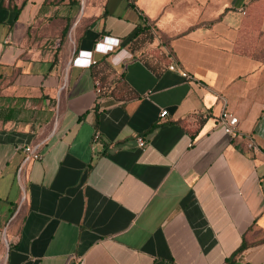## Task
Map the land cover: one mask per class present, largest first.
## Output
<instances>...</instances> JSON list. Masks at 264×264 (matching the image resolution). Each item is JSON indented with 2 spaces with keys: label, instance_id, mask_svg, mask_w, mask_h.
I'll use <instances>...</instances> for the list:
<instances>
[{
  "label": "crops",
  "instance_id": "0c3cea01",
  "mask_svg": "<svg viewBox=\"0 0 264 264\" xmlns=\"http://www.w3.org/2000/svg\"><path fill=\"white\" fill-rule=\"evenodd\" d=\"M78 258L264 264V0H0V264Z\"/></svg>",
  "mask_w": 264,
  "mask_h": 264
},
{
  "label": "built area",
  "instance_id": "2783aa9c",
  "mask_svg": "<svg viewBox=\"0 0 264 264\" xmlns=\"http://www.w3.org/2000/svg\"><path fill=\"white\" fill-rule=\"evenodd\" d=\"M130 1H133V0H130ZM243 13H245V12H243ZM104 37H108V36H104ZM104 37L100 38L98 41H101L102 42ZM119 41H120V39H119ZM96 44H97V42H96ZM96 44H95L93 50L88 51V52H91L92 53L91 57H89L87 53H82V51H80L78 53V56L74 59V65H76L75 61H76L77 58H79L81 61H88L89 59H91V61H92L91 62V66L92 65H95L97 63V61L94 59V54L95 53H99V52H96L95 51ZM120 44H121V41H120ZM120 44H119V46H120ZM119 46L113 47L112 50L108 51L107 53H99V54L107 55L110 52H113ZM83 68H89V67H83ZM170 70H172V71H175V70L176 71H179L185 77H189L187 75V73L182 72L174 64L170 66ZM167 115H168V111L167 110H163L161 112V114H160V117L163 119ZM218 123H219V125L222 127L223 131L227 135H229L231 137H236L239 134V132H238L239 119L235 115L231 114L230 112H227V111L222 112L221 115H220V117H219V119H218ZM99 138H100V135L97 133L96 136H95V140H98ZM138 144H139V146L141 148H145L146 141L142 137H139L138 138ZM248 146H249V148H252L254 150L257 148L253 140H251L249 142ZM24 152L26 153L25 162H29V161H32V160L33 161H36V160L41 159V155L38 153L37 149L34 148V147H26L24 149ZM76 264H85V262H84V260L82 258H78L76 260Z\"/></svg>",
  "mask_w": 264,
  "mask_h": 264
},
{
  "label": "clouds",
  "instance_id": "9594fccd",
  "mask_svg": "<svg viewBox=\"0 0 264 264\" xmlns=\"http://www.w3.org/2000/svg\"><path fill=\"white\" fill-rule=\"evenodd\" d=\"M120 41L118 38L113 36L104 37L103 41H97L95 51L99 53H107L112 50L113 47L119 46ZM82 53H87L91 57L92 53L88 50H82ZM125 59H131V53L125 48L121 49V52L112 58L113 66L118 67ZM91 59L86 62H82L79 58L76 59L75 63L77 67H90Z\"/></svg>",
  "mask_w": 264,
  "mask_h": 264
},
{
  "label": "trees",
  "instance_id": "16d2710c",
  "mask_svg": "<svg viewBox=\"0 0 264 264\" xmlns=\"http://www.w3.org/2000/svg\"><path fill=\"white\" fill-rule=\"evenodd\" d=\"M144 27V28H143ZM142 28H141V30L139 31V32H141V31H145V30H150V29H154V30H156L155 28V25L154 24H152V23H150L147 19L146 20H144V26H143ZM69 29H70V24H69V22H68V24H67V26L65 27V29H64V31H63V35H62V40H63V38H65L66 36H67V34H68V32H69ZM247 248V244L246 243H244L243 245H242V247H241V249L238 251L239 253H241L244 249H246ZM228 264H231L230 263V261L228 262Z\"/></svg>",
  "mask_w": 264,
  "mask_h": 264
},
{
  "label": "snow or ice",
  "instance_id": "6c2138e0",
  "mask_svg": "<svg viewBox=\"0 0 264 264\" xmlns=\"http://www.w3.org/2000/svg\"><path fill=\"white\" fill-rule=\"evenodd\" d=\"M82 62H86V61H82Z\"/></svg>",
  "mask_w": 264,
  "mask_h": 264
}]
</instances>
